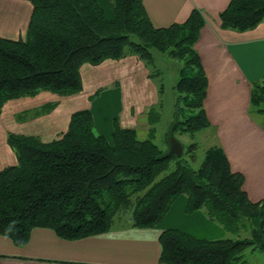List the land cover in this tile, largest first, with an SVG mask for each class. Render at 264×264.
Listing matches in <instances>:
<instances>
[{
	"label": "trees",
	"instance_id": "1",
	"mask_svg": "<svg viewBox=\"0 0 264 264\" xmlns=\"http://www.w3.org/2000/svg\"><path fill=\"white\" fill-rule=\"evenodd\" d=\"M27 1L32 11L25 36L0 37V114L11 99L43 91L63 96L80 92V67L105 59L136 56L156 83L155 50L180 64L169 135L192 136L210 127L203 106L207 77L195 50L204 23L200 11L193 9L183 22L155 27L143 0H110L111 19L96 0ZM219 16L225 28L250 29L264 18V0H230ZM156 86L161 93L162 81ZM56 104L23 110L15 119L48 114ZM250 104L251 111L263 116L264 129V77L252 83ZM160 107L147 110L144 139L116 119L108 139L95 130L88 108L74 111L66 130L48 141L8 132L16 164L0 171V235L18 248L35 228L73 241L106 233L127 215L129 224L121 227L154 228L177 197L185 195V213L203 210L237 239L203 240L167 229L159 236L161 264H246V250L264 253V201L248 200L243 176L231 172L219 145L206 149L196 170L185 157L193 144L185 151L181 143L180 157L163 152L154 142Z\"/></svg>",
	"mask_w": 264,
	"mask_h": 264
},
{
	"label": "crops",
	"instance_id": "2",
	"mask_svg": "<svg viewBox=\"0 0 264 264\" xmlns=\"http://www.w3.org/2000/svg\"><path fill=\"white\" fill-rule=\"evenodd\" d=\"M96 1L111 19L110 0ZM229 2L143 0V5L155 27L183 22L193 9L200 11L204 23L195 50L207 77L203 106L209 129L215 135L214 145L223 149L231 172L243 176L248 200L257 203L264 201V129L263 116L251 111L250 92L252 83L264 77V18L244 31L225 28L219 15ZM31 11L27 0H0V37H24ZM80 74L83 88L78 93L63 96L43 91L3 105L0 171L16 164V155L6 140L8 132L37 135L48 141L66 130L74 111L88 108L97 131L110 138L115 119L122 127L137 129L139 117H146L149 107L158 104L156 83L136 56L105 59L96 65L85 63ZM109 85L118 87L90 98L99 87ZM108 96L117 101L115 111L109 108ZM50 101H58L50 113L24 122L15 119L18 112ZM186 202L185 195L177 198L163 220L149 229L114 226L100 235L68 241L50 229L35 228L21 248L0 235V264H161L159 236L164 230L175 229L203 240L225 236L223 228L211 222L203 210L185 213Z\"/></svg>",
	"mask_w": 264,
	"mask_h": 264
},
{
	"label": "rangeland",
	"instance_id": "3",
	"mask_svg": "<svg viewBox=\"0 0 264 264\" xmlns=\"http://www.w3.org/2000/svg\"><path fill=\"white\" fill-rule=\"evenodd\" d=\"M153 58H154V67L160 72L158 77H155L156 83L162 81L163 87L162 92L159 93L157 87V94H158V103H161V107L158 108V112L160 114V118L155 125V136L154 142L163 150V152H169L170 150V135H169V125L173 119V106H174V99H175V91L173 89L177 79H178V69H179V62L167 57L165 54H162L158 51L152 50ZM161 79V80H159ZM118 86L109 85L105 87H99L97 89V94L94 97H97L100 93L106 92L109 89L117 88ZM59 95V94H58ZM93 97V98H94ZM110 101L109 108L112 111H115L117 108V101L112 96H108ZM58 105V101H55ZM155 106V104L153 105ZM27 117V116H26ZM261 117V116H259ZM139 125L137 127L138 137L141 139L148 137V130H146L147 117H139ZM102 119L100 118L99 121ZM112 122V119L110 120ZM112 128V127H111ZM97 131V129L95 128ZM15 133V132H14ZM175 137L185 145V151L188 146L192 145L193 151L185 154V157L190 161V166L196 170L200 166L203 158L204 152L209 147L215 144V135L212 129L206 128L195 132L192 136L190 134H180L176 133ZM109 138V137H108ZM110 139V138H109ZM191 154L192 157H191ZM168 173V172H166ZM165 173V174H166ZM161 175L160 177H162ZM159 177V178H160ZM158 178V179H159ZM179 197H184V195H180ZM130 215L125 216L124 219L116 221L115 226L121 227V225H128V218ZM225 236L221 239H237L236 236H232L231 234L225 232ZM246 235H242L245 237ZM244 258L247 261L246 264H264V253L260 252H251V250H246L244 252Z\"/></svg>",
	"mask_w": 264,
	"mask_h": 264
},
{
	"label": "water",
	"instance_id": "4",
	"mask_svg": "<svg viewBox=\"0 0 264 264\" xmlns=\"http://www.w3.org/2000/svg\"><path fill=\"white\" fill-rule=\"evenodd\" d=\"M183 151V147L181 142L173 135H170V154L176 155V157H180Z\"/></svg>",
	"mask_w": 264,
	"mask_h": 264
}]
</instances>
